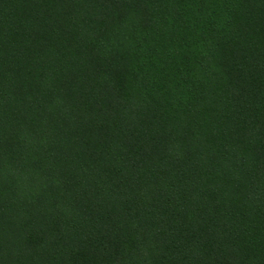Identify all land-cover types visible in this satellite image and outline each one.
<instances>
[{
  "label": "trees",
  "instance_id": "obj_1",
  "mask_svg": "<svg viewBox=\"0 0 264 264\" xmlns=\"http://www.w3.org/2000/svg\"><path fill=\"white\" fill-rule=\"evenodd\" d=\"M0 264H264V0H0Z\"/></svg>",
  "mask_w": 264,
  "mask_h": 264
}]
</instances>
